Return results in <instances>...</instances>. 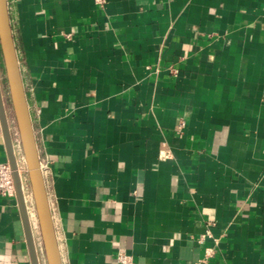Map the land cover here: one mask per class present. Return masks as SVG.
<instances>
[{"label": "crops", "instance_id": "obj_1", "mask_svg": "<svg viewBox=\"0 0 264 264\" xmlns=\"http://www.w3.org/2000/svg\"><path fill=\"white\" fill-rule=\"evenodd\" d=\"M7 1L62 264H196L207 229L208 264H264V0ZM0 264H34L16 196Z\"/></svg>", "mask_w": 264, "mask_h": 264}, {"label": "water", "instance_id": "obj_2", "mask_svg": "<svg viewBox=\"0 0 264 264\" xmlns=\"http://www.w3.org/2000/svg\"><path fill=\"white\" fill-rule=\"evenodd\" d=\"M0 53L3 60L10 103L18 128L21 151L23 154L22 159L26 165L27 178L25 179H27L30 186L47 264H62L27 98L20 74L19 61L13 38L7 0H0ZM0 122L7 146L9 164L13 171L16 198L18 200L21 214L25 223L33 262L34 264H38L26 204L25 191L27 182L24 183V176H22L18 170L19 159L16 155L9 129V122L4 98L2 95L1 83Z\"/></svg>", "mask_w": 264, "mask_h": 264}, {"label": "built area", "instance_id": "obj_3", "mask_svg": "<svg viewBox=\"0 0 264 264\" xmlns=\"http://www.w3.org/2000/svg\"><path fill=\"white\" fill-rule=\"evenodd\" d=\"M97 2L102 3L103 0H97ZM67 37H71V34H66ZM185 125V121L181 120L179 123V130H182ZM18 170L20 174L23 176L24 171L26 170V165L23 162H19ZM24 183L27 180L23 177ZM27 185V183H26ZM16 196V189L13 179V171L9 162H1L0 163V197H14ZM212 239V245L206 247L204 256L200 259L196 264H208L209 260L213 258L217 251L218 246L220 244V239L214 236L210 229H207L204 234L201 235L199 241L202 242L205 239ZM116 260L119 264H134V258L131 254L125 251H119L116 255Z\"/></svg>", "mask_w": 264, "mask_h": 264}, {"label": "rangeland", "instance_id": "obj_4", "mask_svg": "<svg viewBox=\"0 0 264 264\" xmlns=\"http://www.w3.org/2000/svg\"><path fill=\"white\" fill-rule=\"evenodd\" d=\"M0 63L2 65V69H3V83H4V87H5V91H6L5 94L7 95V100L9 102V104H10L9 90H8V85H7V81H6L5 70H4V65H3V60H2L1 54H0ZM11 110H12V107H11ZM23 176H24V178H27V172H26V170L24 171V175ZM27 187L30 189V186H29L28 181H27Z\"/></svg>", "mask_w": 264, "mask_h": 264}]
</instances>
